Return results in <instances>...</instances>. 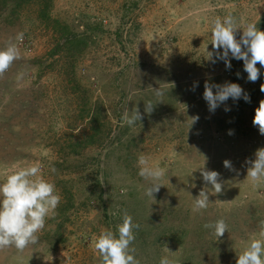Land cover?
Instances as JSON below:
<instances>
[{"label":"rangeland","instance_id":"374dc122","mask_svg":"<svg viewBox=\"0 0 264 264\" xmlns=\"http://www.w3.org/2000/svg\"><path fill=\"white\" fill-rule=\"evenodd\" d=\"M228 13L264 31V0H0V50L12 42L19 54L0 74V183L39 163L61 198L37 243L0 249V264H102L94 242L125 214L139 225V264H236L261 238L264 182L246 176L264 148L252 123L264 75L250 82L243 61L216 59L212 21ZM205 83H237L250 100L209 112ZM141 154L165 171L153 197ZM203 169L219 173L221 193ZM201 190L210 203L195 212ZM219 219L228 231L217 238L204 225Z\"/></svg>","mask_w":264,"mask_h":264},{"label":"clouds","instance_id":"9594fccd","mask_svg":"<svg viewBox=\"0 0 264 264\" xmlns=\"http://www.w3.org/2000/svg\"><path fill=\"white\" fill-rule=\"evenodd\" d=\"M238 29H242L239 39L236 38ZM15 39L22 40L23 33L17 34ZM211 45L213 49H222L216 59L223 60L226 69L231 68L230 54L231 58L243 61V69L247 73L248 81L255 82L264 75L260 71V68H264V31L259 30L255 23H247L241 28L239 19L232 13H228L222 19L217 17L211 25ZM208 55L211 58L213 53L208 52ZM17 59L19 54L16 44L10 42L6 48L0 50V74L6 72ZM258 63L260 68H257ZM237 76L239 78V74ZM213 88L216 89L215 93ZM261 91H264V85H261ZM229 98L234 101L240 98H243L245 102L250 100L237 83L223 85L205 83L203 99L207 102L209 112L214 113L216 108ZM151 111L152 106L145 105V113ZM225 111L230 109L226 107ZM124 119L129 126H132L137 120H141V113L135 108V111L131 115H126ZM252 123L258 126L259 133L264 135V101H261L255 110ZM228 134L233 133L230 130ZM223 163L225 168L232 167L228 160ZM249 163L246 177L255 184L264 182V148L258 149L255 159ZM137 165L138 175L153 181L145 192L147 196L153 197L160 188L155 181H159L165 171L159 166H152L143 154L138 156ZM201 176L216 194L221 193L222 184L218 182L219 173L203 169ZM207 193L201 190L194 198L193 211L207 209L210 203ZM60 199L55 185L42 177L39 163L22 167L7 175L4 182L0 183V249L12 246L18 251H23L29 245L36 244L37 233L45 227L46 219L55 215ZM138 227L139 225L133 222L132 217L125 214L115 232L109 229L98 235L94 242V250L99 253L102 264H139L133 255L134 248L131 247ZM204 228L212 230L217 238L228 231V225L223 219L205 224ZM261 228L259 233L261 238L251 240L247 248L238 256L236 264H264V221L261 222ZM159 264H170V262L167 257H161Z\"/></svg>","mask_w":264,"mask_h":264},{"label":"trees","instance_id":"16d2710c","mask_svg":"<svg viewBox=\"0 0 264 264\" xmlns=\"http://www.w3.org/2000/svg\"><path fill=\"white\" fill-rule=\"evenodd\" d=\"M68 44L74 45V39L69 40Z\"/></svg>","mask_w":264,"mask_h":264}]
</instances>
